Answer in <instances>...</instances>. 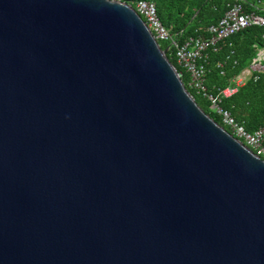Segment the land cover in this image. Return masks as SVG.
<instances>
[{
  "label": "water",
  "instance_id": "water-1",
  "mask_svg": "<svg viewBox=\"0 0 264 264\" xmlns=\"http://www.w3.org/2000/svg\"><path fill=\"white\" fill-rule=\"evenodd\" d=\"M0 264H264V161L111 0H0Z\"/></svg>",
  "mask_w": 264,
  "mask_h": 264
},
{
  "label": "trees",
  "instance_id": "trees-1",
  "mask_svg": "<svg viewBox=\"0 0 264 264\" xmlns=\"http://www.w3.org/2000/svg\"><path fill=\"white\" fill-rule=\"evenodd\" d=\"M132 5L147 1L154 5L158 20L177 42L189 38H207L206 29L215 25L222 15L234 4L243 13H252L264 18V0H119ZM161 50L167 43L160 42ZM264 49V27L251 26L218 41L205 52L203 86L205 92L217 101V105L246 132H253L264 126V71L252 72L247 81L228 98L221 97V91L242 70L248 68ZM168 62L197 106L214 122L222 126L220 118L209 108V102L188 86V76L182 74L171 48L166 51ZM264 65V62H262ZM223 127V126H222ZM227 132L228 130L223 127Z\"/></svg>",
  "mask_w": 264,
  "mask_h": 264
},
{
  "label": "built area",
  "instance_id": "built-area-1",
  "mask_svg": "<svg viewBox=\"0 0 264 264\" xmlns=\"http://www.w3.org/2000/svg\"><path fill=\"white\" fill-rule=\"evenodd\" d=\"M119 1V0H111ZM139 15L147 29L152 34L156 43H167L166 51L171 48L174 53L176 63L181 68L182 74L188 76V86L200 94L209 102L210 110L215 113L221 121L223 127L244 146L249 148L256 156L264 161V126L249 133L246 132L230 117V115L218 107L217 101L205 92L204 66L202 60L205 52L212 48L218 41L225 39L235 33H238L248 27H264V18L252 13H243L240 5H232L219 19V21L206 29L207 38L187 39L183 42H177L174 37L162 26L156 16L155 7L147 1H137L132 5L128 4ZM264 49L257 51L255 59L251 65L242 70L229 85L221 91L222 98H228L233 95L238 88L243 86L252 72L264 71ZM181 77V73H178Z\"/></svg>",
  "mask_w": 264,
  "mask_h": 264
}]
</instances>
